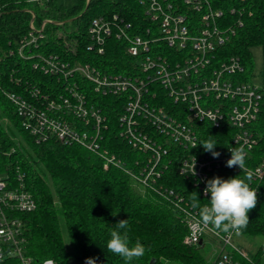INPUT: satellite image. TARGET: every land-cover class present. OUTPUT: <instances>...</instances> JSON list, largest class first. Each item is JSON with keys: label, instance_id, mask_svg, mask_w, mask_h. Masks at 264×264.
I'll return each instance as SVG.
<instances>
[{"label": "trees", "instance_id": "trees-1", "mask_svg": "<svg viewBox=\"0 0 264 264\" xmlns=\"http://www.w3.org/2000/svg\"><path fill=\"white\" fill-rule=\"evenodd\" d=\"M174 1L180 3V0ZM212 3L224 9L222 18L227 26H237L227 43L216 49L213 66L237 56L242 60L244 71L232 77L250 82L254 71L253 47H262V99L258 117L251 124L258 142L244 158L248 167L255 168L264 161V0H212ZM233 7L235 12L231 11ZM114 14L133 23L135 32L141 33L149 25L142 0H74L71 6L59 0H0V112L7 118L9 127H15L21 136L15 139L11 128L0 120V173H6L15 182L20 170L37 203L34 210L21 214L25 253L36 262L53 258L58 264H72V261L79 264L85 257L95 258L99 264H210V259L201 251L202 244L184 242L187 233L184 215L172 198L150 189L143 192L126 171L128 167L138 170L137 160H144L146 155L119 134L124 95L98 93L78 73L73 79L45 73L33 67L38 57L26 58L18 52L19 41L33 30L31 23L39 29L46 21L38 47L26 48L25 56L35 52L56 53L66 60L89 61L102 69L128 73L133 61L123 41L109 38L102 54L88 46V28L93 19ZM239 18L243 20L242 26L236 25ZM74 83L87 93L88 103L101 107L107 115L108 126L104 128L101 144L124 164L113 163L105 168L99 152L79 143L64 144L55 138L38 143L23 126L22 117L8 97V93H17L32 100L31 91L35 88L41 91L39 97L44 94L54 97L67 93L66 86ZM152 90L157 92L153 104L165 105L170 112L183 107L158 83L152 85ZM199 127L202 129L200 142L210 137L215 139L219 143L215 150L228 148L237 132L229 124L217 127L202 122ZM169 145L172 148L167 156L169 166L158 184L179 191L189 203L196 194L199 204H205L208 199L193 180L178 170L186 151ZM194 151L200 153L205 149L200 143ZM213 174L224 178L251 176V186L258 190L257 202L248 212L247 226L239 233L264 237V174L255 179L238 165H226L215 169ZM121 219L128 220L130 240L139 239L145 245L143 256L131 261L106 247L110 231ZM262 251L264 245L258 254ZM15 262L10 256L3 264Z\"/></svg>", "mask_w": 264, "mask_h": 264}, {"label": "built area", "instance_id": "built-area-1", "mask_svg": "<svg viewBox=\"0 0 264 264\" xmlns=\"http://www.w3.org/2000/svg\"><path fill=\"white\" fill-rule=\"evenodd\" d=\"M142 3L149 25L141 33L135 32L133 23L117 14L96 17L88 28L89 49L97 53L106 51L107 40L112 37L126 44L125 51L133 61L128 73L102 69L89 61L66 60L56 53L35 52L25 56L26 48L38 47L46 21L39 29L31 23L33 30L19 41L18 52L26 58L38 57L33 67L45 73L64 79H73L78 73L98 93L124 95L119 134L146 155L144 160H137L138 170L126 169L138 188L172 198L179 206L187 227L186 244H203L206 236L218 240L220 248L210 264H262L234 244V237L240 231H223L210 222L203 223L198 206L194 207L179 191L158 184L169 166L167 156L172 149L169 144L186 151L178 170L192 179L207 199L206 182L216 176L215 169L227 165L232 154L230 148L242 149L245 158L257 144L251 124L260 110V85L232 77L244 71L242 60L237 56L213 66L216 49L227 43L237 26L225 24L224 9L216 8L212 0H180V3L142 0ZM231 11L235 12V7ZM236 25L242 26L243 20L239 18ZM155 83L183 107L170 112L165 105L153 104L152 99L157 95L152 90ZM66 90L67 93L54 97L46 94L39 97L41 91L35 88L31 91L32 100L17 93H8V96L22 117L23 126L38 143L51 138L64 144L79 143L99 152L105 168L113 163L124 164L101 144L104 128L108 126L102 108L88 103L87 93L77 83L68 84ZM202 122L217 127L229 124L237 129L229 147L216 150L218 156L210 151H194L200 146ZM242 168L255 179L261 178L264 161L255 168L244 163ZM194 169L195 174L191 173ZM16 178L17 182H13L6 173H0V264L10 256L16 259L15 264H58L53 258L36 262L25 253L26 236L21 214L34 210L37 203L20 170ZM86 258L79 264H87ZM72 264L78 263L72 261Z\"/></svg>", "mask_w": 264, "mask_h": 264}, {"label": "clouds", "instance_id": "clouds-1", "mask_svg": "<svg viewBox=\"0 0 264 264\" xmlns=\"http://www.w3.org/2000/svg\"><path fill=\"white\" fill-rule=\"evenodd\" d=\"M205 151H210L213 156H218L215 150L219 143L209 138L200 142ZM231 156L227 160V165L232 167L238 165L240 168L244 164V154L242 149H231ZM195 174L194 172H191ZM208 195V203L200 205L198 196L194 194L191 202L194 207H199L200 219L203 223H212L218 229L228 231L230 229L240 231L249 222L248 212L257 202V188L251 186V176L241 178L239 175L224 178L216 175L209 178L204 189ZM128 220L121 219L114 224L110 231V238L107 241V249L118 254L126 261L143 256L145 245L139 240L132 241L128 235ZM87 264H99L92 257L86 258Z\"/></svg>", "mask_w": 264, "mask_h": 264}, {"label": "rangeland", "instance_id": "rangeland-1", "mask_svg": "<svg viewBox=\"0 0 264 264\" xmlns=\"http://www.w3.org/2000/svg\"><path fill=\"white\" fill-rule=\"evenodd\" d=\"M59 2L65 5H68V6H71L74 4V0H59ZM253 55H254V71H253L251 81L260 85L261 80H262L261 71L263 67L262 47L260 45L253 47ZM0 120L5 122L4 124H6V126H8L9 129L11 128L10 132L13 134L14 138L19 140L21 136L18 135V132L15 129V127H9V122L7 118L2 116L1 112H0ZM138 189L142 191L145 190L143 187H140ZM64 234H65V238L67 239V232H64ZM234 244L239 249H241L242 251L250 255L252 258L257 260V257H258L259 261L262 264H264V251L258 254L261 246L264 245L263 236H249V235L238 234L234 237ZM218 248H220V244L218 243V240L216 239L214 240L206 236L205 243L202 244L201 251L209 259H211L215 255Z\"/></svg>", "mask_w": 264, "mask_h": 264}]
</instances>
